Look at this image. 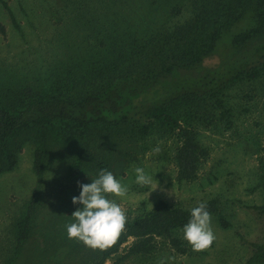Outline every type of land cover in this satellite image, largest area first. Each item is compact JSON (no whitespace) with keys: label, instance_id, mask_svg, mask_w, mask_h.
Instances as JSON below:
<instances>
[{"label":"rangeland","instance_id":"374dc122","mask_svg":"<svg viewBox=\"0 0 264 264\" xmlns=\"http://www.w3.org/2000/svg\"><path fill=\"white\" fill-rule=\"evenodd\" d=\"M186 1L183 15L175 20L191 16L193 5ZM147 5L148 0H0V82L8 78L48 82L63 63L96 53L93 50L112 31L113 21L121 30L143 24ZM224 99L229 117L221 119L217 110L212 122H195L209 156L191 182L177 179L174 157L180 140L176 137L109 130L108 135L90 141L85 168L75 175L69 168L78 146L51 140L39 176L33 168L37 147L33 131L16 135L11 140L16 166L5 169L7 163L0 156V264H92L99 249L70 239L66 225L79 207L72 203L79 195V184L91 183L103 165L128 187L124 197L110 196L127 220L161 199L188 208L211 198L220 200V214H210L215 239L208 248L182 254L161 242L153 254L132 256L121 264H159L161 259L166 264H264V260L251 261L253 243H264V189L259 185L264 163V77L230 86ZM135 167L152 176L150 185L134 182ZM32 197L37 202L32 231L19 243L17 223ZM220 217L228 227L221 226ZM129 243L106 264H113Z\"/></svg>","mask_w":264,"mask_h":264},{"label":"trees","instance_id":"16d2710c","mask_svg":"<svg viewBox=\"0 0 264 264\" xmlns=\"http://www.w3.org/2000/svg\"><path fill=\"white\" fill-rule=\"evenodd\" d=\"M148 1L145 24L121 30L113 21L112 31L93 50L96 53L63 63L48 82L38 78L0 82V156L7 163L5 169L17 164L11 140L21 133L33 131L36 138L33 168L39 176L51 140L78 146L69 168L75 175L85 168L90 141L109 130L127 129L137 136L176 137L178 181L199 177L209 151L198 139L196 120L212 122L217 110L221 119L229 117L226 90L264 77V0H189L193 10L185 20H175L183 15V0L178 2L182 7ZM259 175L264 189V163ZM202 202L210 214H220L218 198ZM193 207L158 200L128 219L117 240L99 249L92 264H106L129 242L113 264L153 254L161 242L179 253L191 252L180 233ZM36 212L32 197L17 223L19 243L29 238ZM220 224L229 226L223 217ZM253 246L251 261L264 260V243Z\"/></svg>","mask_w":264,"mask_h":264},{"label":"clouds","instance_id":"9594fccd","mask_svg":"<svg viewBox=\"0 0 264 264\" xmlns=\"http://www.w3.org/2000/svg\"><path fill=\"white\" fill-rule=\"evenodd\" d=\"M133 175L138 185L152 183V176L143 167H135ZM79 188V195L72 198L73 205L79 207L71 214L72 221L66 225L68 237L93 249L110 247L124 230L127 220L125 211L110 196L124 197L128 191L126 183L112 171L102 169L91 183H81ZM182 231L183 239L193 250H204L213 243L215 236L206 203L200 202L191 209ZM159 264H166V261L161 259Z\"/></svg>","mask_w":264,"mask_h":264}]
</instances>
